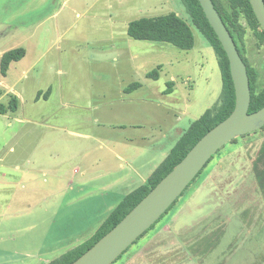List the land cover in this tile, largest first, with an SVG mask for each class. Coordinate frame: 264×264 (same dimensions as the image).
<instances>
[{"label": "rangeland", "instance_id": "1", "mask_svg": "<svg viewBox=\"0 0 264 264\" xmlns=\"http://www.w3.org/2000/svg\"><path fill=\"white\" fill-rule=\"evenodd\" d=\"M40 5L36 0H0V49L27 51L6 76L0 65V104L9 102L11 87L22 99L15 112L0 113V158L19 162L21 194L63 187L68 191L56 198L61 216L45 215L38 200L41 206L18 216V264L43 258L56 244L54 232L60 230L67 243L73 242L77 235H88V221L104 218L108 192L103 185L114 180L112 170L120 162H127L111 153L122 151L115 148L117 143L101 147L103 141L139 139L155 131L162 138V124L167 137L160 146L169 148L222 92L216 52L192 26L185 0H47ZM170 12L191 24L193 48L128 34L130 21ZM41 18L43 24L38 22ZM245 47L264 79V46L251 30ZM153 71L158 77L150 75ZM135 82L140 87L130 92ZM48 90L51 95L46 99ZM263 156L264 129L225 145L178 202L129 249L148 240L178 210L179 224L201 223L205 214L216 210L211 222L226 231L213 232L215 245L199 262L264 264V176L261 180L258 175L264 172ZM83 173L86 182L67 184L68 178ZM88 203L86 213L83 207ZM57 252L47 256L55 258ZM126 253L114 264H120Z\"/></svg>", "mask_w": 264, "mask_h": 264}, {"label": "crops", "instance_id": "2", "mask_svg": "<svg viewBox=\"0 0 264 264\" xmlns=\"http://www.w3.org/2000/svg\"><path fill=\"white\" fill-rule=\"evenodd\" d=\"M46 1L47 0H36V4L37 6L39 4H41L40 6H43ZM59 13L60 12L57 11L53 15H58ZM44 18L39 19L38 22L43 24L45 22ZM24 22L32 23L33 21L25 20ZM12 49L15 48H8V50L0 49V58H2L5 52ZM26 55L27 51L20 60L12 62L11 65L21 61ZM139 87L132 89L130 92L137 90ZM11 91L12 93L9 94L15 95L18 98L20 106L22 99L19 97V93L17 95L14 94L13 92H15V90L12 87ZM50 93V90L46 92V99H49L51 95ZM40 97L41 93L39 92L35 97V100H39ZM134 127L137 128L136 126ZM159 127L160 133H164V137L162 135V138L157 136L155 131V133H151L150 135H141V138L139 139L138 137L133 138L132 136L127 137V139L124 140L114 138L113 140H108V142L103 141L100 144L101 147H111V145L115 146L117 143L115 148H121L122 151L114 150V152L111 153L116 154L120 160L123 161L125 159L127 162L125 164L120 162L117 165V168L112 170L114 180L103 185V191L108 192L104 208V218L101 219V221L97 219L96 222L88 221L86 229H89L90 231L88 232V235L83 238H81V235H77L73 242L69 241L67 243V239L63 238L60 230L59 232H54V236L57 238L56 244L51 248H47L43 254L45 256L43 258L41 257L40 260L34 264H48L67 251L91 239L100 225L112 210L122 201V199L127 194L146 183L149 176L164 161L179 140L178 138V140H175L176 142H174L173 139L171 144L169 143V148L165 145L160 146L163 140L167 137V133L161 128L163 127L162 124ZM181 136L182 134L179 137ZM145 141L149 143L145 144ZM131 144L134 145H132V149L127 152L126 149H128ZM156 144H158V146H156ZM5 160L6 159L4 158H0V264H18V247L20 241L17 238L18 232L15 234L16 231L20 230L18 227V216L22 213L34 211V209H37L38 205L41 206L40 204H37V200L43 202L45 215L61 216V211L63 209L62 206L58 204L59 198H56L57 196L62 197V195L68 191V187H63L59 190H51L48 188L40 193H37L36 191H27L26 193L21 194L18 188L20 181L18 179L20 164L16 161L12 164ZM74 172L77 173L79 171L75 169ZM110 172L111 171H108L107 174ZM85 175V173L80 177L73 175L71 178L67 179V184L74 183L75 181L84 183L87 180L84 179ZM102 175V173L98 174L100 177ZM89 206L88 203V205L86 204V206L83 207V210H85L86 213L90 209ZM52 207L54 209H52ZM181 213L182 210H178L165 224L155 229L154 233L148 240L140 244L136 249H129L126 253L127 255L125 259L120 264H205L207 259L205 261L202 260L203 263L202 261L199 262V258L205 257L215 245L214 242L216 240H213V238H215L213 232L226 231L225 228L224 230L222 228L224 226H218V223L213 224L211 222L212 218H216L218 213L216 210H212L205 214L204 220L201 221V223L204 222V224H179L177 221L178 216ZM223 216L225 217L226 215L224 214ZM55 219L57 221V218ZM56 221L53 223L55 224ZM208 223H210V225ZM55 230L56 229H54V231ZM64 236L66 237V235ZM29 242L33 243L32 240ZM55 251H58L55 258L47 256Z\"/></svg>", "mask_w": 264, "mask_h": 264}, {"label": "trees", "instance_id": "3", "mask_svg": "<svg viewBox=\"0 0 264 264\" xmlns=\"http://www.w3.org/2000/svg\"><path fill=\"white\" fill-rule=\"evenodd\" d=\"M185 2L191 17L192 26L199 30V32L210 43L216 52V57L222 76V92L219 100L190 125V127L182 134L177 143L171 149L164 161L149 176L146 183L130 192L122 199V201L112 210V212L100 225L91 239L67 251L48 264H70L72 261L77 259L104 234L112 229L144 196H146L148 192L153 187H155L158 182L185 157L188 151L206 132L224 120L233 111L236 103V95L227 53L224 50L218 35L207 19L200 1L185 0ZM213 2L224 22L226 23L228 29L230 30L237 47L247 64L252 93L249 111H256L264 106V79L262 78L260 71L250 62L246 56L245 37L248 31L251 30L256 36L259 45L264 46V30L258 21L250 0H213ZM191 24L185 21L176 12H170L154 17H140L130 21L128 25V34L134 39L138 40L168 42L181 49H191L195 45V35ZM25 52V49L21 47L5 52L1 58L2 74L6 75L11 63L20 60L25 55ZM150 75L158 77V73H155V71L151 72ZM139 86L140 83L135 82L130 85L129 90ZM167 92H171L170 85L167 89ZM18 107L19 100L15 95H12L6 105L0 104V113H6L8 111L15 112ZM262 129H264V127ZM235 141H237V138L232 142ZM220 150L217 153H219ZM214 156L211 158V160L214 158ZM263 157L260 159L263 160ZM258 175L262 180L264 172H261ZM196 178L191 182V184L196 180ZM180 197L174 202L168 211L178 202ZM156 223L152 227H154ZM149 230H147L142 236H144ZM128 250L129 248L125 252ZM122 255L119 258H121Z\"/></svg>", "mask_w": 264, "mask_h": 264}, {"label": "water", "instance_id": "4", "mask_svg": "<svg viewBox=\"0 0 264 264\" xmlns=\"http://www.w3.org/2000/svg\"><path fill=\"white\" fill-rule=\"evenodd\" d=\"M230 62L236 103L224 120L206 132L112 229L70 264H112L149 230L183 194L211 158L234 139L264 127V106L250 112L248 67L213 0H199ZM264 30V0H250Z\"/></svg>", "mask_w": 264, "mask_h": 264}]
</instances>
